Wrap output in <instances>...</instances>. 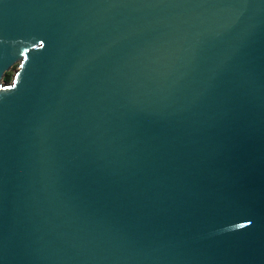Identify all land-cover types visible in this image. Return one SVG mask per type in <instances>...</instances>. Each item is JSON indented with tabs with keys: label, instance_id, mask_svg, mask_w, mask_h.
<instances>
[{
	"label": "water",
	"instance_id": "95a60500",
	"mask_svg": "<svg viewBox=\"0 0 264 264\" xmlns=\"http://www.w3.org/2000/svg\"><path fill=\"white\" fill-rule=\"evenodd\" d=\"M0 264H264V0H0Z\"/></svg>",
	"mask_w": 264,
	"mask_h": 264
},
{
	"label": "trees",
	"instance_id": "16d2710c",
	"mask_svg": "<svg viewBox=\"0 0 264 264\" xmlns=\"http://www.w3.org/2000/svg\"><path fill=\"white\" fill-rule=\"evenodd\" d=\"M11 78L10 76V72H5L3 75H2V80L3 81H9Z\"/></svg>",
	"mask_w": 264,
	"mask_h": 264
},
{
	"label": "rangeland",
	"instance_id": "374dc122",
	"mask_svg": "<svg viewBox=\"0 0 264 264\" xmlns=\"http://www.w3.org/2000/svg\"><path fill=\"white\" fill-rule=\"evenodd\" d=\"M15 69H16V63L11 65V67L6 72H10V76H12V74L15 71Z\"/></svg>",
	"mask_w": 264,
	"mask_h": 264
}]
</instances>
